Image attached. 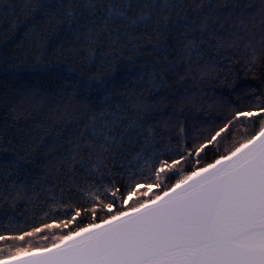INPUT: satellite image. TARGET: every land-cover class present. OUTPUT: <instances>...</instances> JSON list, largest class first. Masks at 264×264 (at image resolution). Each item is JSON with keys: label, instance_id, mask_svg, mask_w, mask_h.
<instances>
[{"label": "trees", "instance_id": "trees-1", "mask_svg": "<svg viewBox=\"0 0 264 264\" xmlns=\"http://www.w3.org/2000/svg\"><path fill=\"white\" fill-rule=\"evenodd\" d=\"M40 2L0 0V234L19 235L67 221L58 203L70 202L81 215L67 228L44 229L25 242L4 241L0 247L29 241L46 246L54 234L91 222L81 189L94 191L100 177L74 175L57 146L74 147L81 132L106 125L124 133L132 125L125 135L133 143L124 141L115 166L109 163L105 169L111 174L103 179L125 197L130 186L143 185L124 205L127 209L179 178L169 179L168 173L157 187L151 171L133 170L137 179L130 185L124 169L149 129L152 146L171 162L179 156H169L165 146L175 148L184 128L183 155L193 152L191 163L181 162L184 172L214 162L257 130L258 124L241 118L217 137L218 144L194 155L237 112L264 105V0H140L142 7L129 11L128 23L142 13L151 19L135 30L101 22V9L119 0H47L51 7L33 12ZM149 4L156 6H144ZM69 7L77 18L71 24L65 14ZM27 174L43 187L25 182ZM119 203L113 211L120 210ZM106 215L97 209V222ZM9 225L12 230H4Z\"/></svg>", "mask_w": 264, "mask_h": 264}, {"label": "snow or ice", "instance_id": "snow-or-ice-1", "mask_svg": "<svg viewBox=\"0 0 264 264\" xmlns=\"http://www.w3.org/2000/svg\"><path fill=\"white\" fill-rule=\"evenodd\" d=\"M144 6L154 8L156 5ZM47 7L51 5L43 0L33 12ZM141 7L140 0H119L115 4L109 3L106 9L102 8L104 15L100 19L105 27L112 22L125 30H135L151 19L148 13H142L128 23L129 11ZM65 14L70 24L77 19L71 7ZM90 15L95 17L96 12ZM82 85L96 86L94 82H82ZM257 107L258 111L237 112L223 128L211 135L206 144L196 148L194 155L200 157L208 145L218 144L217 137L234 122L240 123L241 118L247 123L258 124L253 134L214 162L193 167L188 172L183 171L181 162L191 163L188 157L193 152L183 155L186 151L183 147L184 128L179 129L180 141L175 148L165 146L169 156H179L171 162L161 159L160 150L152 146L154 137L149 129L140 152L124 169L130 185L137 179L133 170L141 174L151 171L157 187L162 183V176L168 173H171L169 179L179 178L171 187L165 185L164 190L154 197L137 198L134 206L127 209L124 205L143 185L135 183L130 186L125 197L111 182L105 185L103 179L111 174L105 169L109 163L115 166L124 141L133 143L132 137L125 135L132 128L131 124L124 133H116L106 125L100 129L92 127L87 135L79 133L81 142L74 147L63 149L62 145H57L65 153L69 171L75 169L74 175L83 172L88 177H100V182L93 185L94 191L81 189L87 198L85 202L89 204L83 211L90 212L92 220L66 234H54L53 242L46 246L32 245L29 241L14 247H0V264H264V105ZM256 117H259L258 121L253 119ZM146 150H150V155ZM16 176L19 178V171ZM25 182L43 187L42 182L33 180L31 174L25 176ZM152 186L148 185L149 191ZM16 196L20 198V193L17 192ZM109 196L111 202L104 203ZM117 199L120 210L113 211ZM56 207L69 216L67 221L46 223L19 235L0 234V242H25L26 237H33L44 229L67 228L81 215V209L70 202L58 203ZM97 209L107 213L99 222L96 220ZM4 230L11 231V225Z\"/></svg>", "mask_w": 264, "mask_h": 264}]
</instances>
